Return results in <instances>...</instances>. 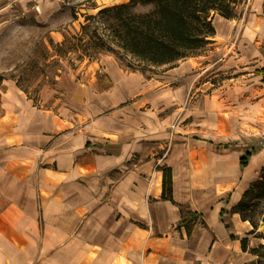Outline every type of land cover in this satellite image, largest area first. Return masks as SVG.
I'll return each instance as SVG.
<instances>
[{
	"label": "crops",
	"instance_id": "obj_1",
	"mask_svg": "<svg viewBox=\"0 0 264 264\" xmlns=\"http://www.w3.org/2000/svg\"><path fill=\"white\" fill-rule=\"evenodd\" d=\"M182 64L151 77L124 71L105 57L103 74L110 86L79 110L77 125L75 115L69 122L44 113L14 86L3 94L5 118L15 115L16 140L4 137L0 143V264L256 260L240 249V240L247 238L249 248L261 242L248 234V222L229 212L262 159L249 172L255 155L243 169L237 157L228 175L224 157L240 155L244 143L214 141L194 130L171 133L178 124L194 128L218 120L211 111L193 115L184 108L178 93L184 83L173 84L192 61ZM171 102L176 107L160 115ZM200 152L213 160L210 169L216 173L203 176L206 170L192 157ZM162 167L171 169L172 200L200 214L188 237L176 228L178 207L160 198ZM222 209L226 213L220 215Z\"/></svg>",
	"mask_w": 264,
	"mask_h": 264
},
{
	"label": "rangeland",
	"instance_id": "obj_2",
	"mask_svg": "<svg viewBox=\"0 0 264 264\" xmlns=\"http://www.w3.org/2000/svg\"><path fill=\"white\" fill-rule=\"evenodd\" d=\"M81 2L85 3L79 6ZM127 2L128 0H0V143L4 141V137L16 140L13 133L15 115L5 118L6 110L1 100L11 86L23 92L31 104L44 113L55 116L61 114L69 122L70 115H75L74 123H80L78 120L82 116L79 110L110 86L108 77L103 74L104 58L109 56L116 64L118 62L108 54L95 59L78 58V53L70 51L71 34L82 22L80 14H94L102 7ZM72 7H76V21L72 20ZM145 9L136 8V11ZM263 9L264 0H244L236 10L234 19L226 20L214 15L212 24L215 35L212 42L199 56L185 59H190L192 65L188 64L181 71L183 76L173 84L184 83L185 90L178 93L189 113L204 115L208 110L217 114L218 120L215 123H199L194 128H186L183 124L185 127L180 129L181 124H178L175 129L172 127L171 133L194 130L214 141L235 140L255 146L258 150L253 155L263 152L262 163L248 182L254 181L264 167V82L257 75V71L264 68ZM122 61L137 67V63L129 57ZM182 61L176 66H182ZM118 66L122 68L119 64ZM166 68L150 69L146 74L154 77L152 73L164 74L163 70ZM156 106L158 110L159 106ZM175 107L171 102L160 115L169 113ZM22 116L25 117V114ZM192 157L200 160L202 171L206 170L203 176L216 173L210 169L209 162L213 160H208L206 152ZM237 157L239 154L236 152L224 157L228 175L232 174ZM151 176L152 172L148 184L152 183ZM240 186L243 185L240 183ZM211 187L215 186H209ZM3 204L2 202V206ZM195 223H198V219ZM194 233L197 234L196 228ZM256 233L264 234V225L259 224ZM256 239L261 242V239ZM193 242L191 239V243ZM188 258L186 264H201ZM106 264L113 262L108 260Z\"/></svg>",
	"mask_w": 264,
	"mask_h": 264
},
{
	"label": "trees",
	"instance_id": "obj_3",
	"mask_svg": "<svg viewBox=\"0 0 264 264\" xmlns=\"http://www.w3.org/2000/svg\"><path fill=\"white\" fill-rule=\"evenodd\" d=\"M243 3L244 0H128L127 3L102 7L94 14H80L82 22L71 34L70 51L78 53V58L88 59L108 54L124 70L143 75L147 70L163 66L171 69L182 60L199 56L212 42L214 15L234 19L236 10ZM136 8L146 9L136 11ZM75 9H71L73 21L77 20ZM126 57L133 59L137 67L130 62L123 63ZM257 75L264 82V68L258 70ZM257 150L255 146L245 144L238 158L240 169L246 167L250 156ZM161 172L160 198L178 207L180 220L176 228L188 237L200 214L172 200L171 169L162 167ZM224 213L226 210L222 209L220 215ZM229 213L238 214L242 221L248 222L251 227L248 234L261 239L254 248L248 247L247 238L240 240V249L256 256V260L249 264H264V234L256 233L259 224L264 225V167ZM221 221L229 230L230 224L224 218ZM229 239L235 240L236 237L230 235Z\"/></svg>",
	"mask_w": 264,
	"mask_h": 264
},
{
	"label": "bare ground",
	"instance_id": "obj_4",
	"mask_svg": "<svg viewBox=\"0 0 264 264\" xmlns=\"http://www.w3.org/2000/svg\"><path fill=\"white\" fill-rule=\"evenodd\" d=\"M262 156H263V152H260L257 156H254L251 159L249 166H248L249 172L253 171L256 168L257 162L261 160ZM239 195H240V192H237L236 196H239Z\"/></svg>",
	"mask_w": 264,
	"mask_h": 264
}]
</instances>
